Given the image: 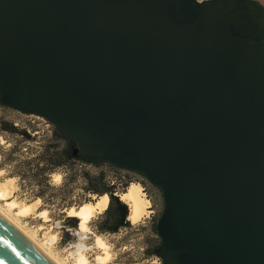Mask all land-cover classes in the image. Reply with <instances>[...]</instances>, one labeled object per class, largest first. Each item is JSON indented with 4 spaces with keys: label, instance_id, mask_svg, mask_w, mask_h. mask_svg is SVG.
Segmentation results:
<instances>
[{
    "label": "water",
    "instance_id": "1",
    "mask_svg": "<svg viewBox=\"0 0 264 264\" xmlns=\"http://www.w3.org/2000/svg\"><path fill=\"white\" fill-rule=\"evenodd\" d=\"M0 103L162 196L163 264H264V5L0 0ZM0 264H55L0 214Z\"/></svg>",
    "mask_w": 264,
    "mask_h": 264
},
{
    "label": "rangeland",
    "instance_id": "2",
    "mask_svg": "<svg viewBox=\"0 0 264 264\" xmlns=\"http://www.w3.org/2000/svg\"><path fill=\"white\" fill-rule=\"evenodd\" d=\"M259 1L264 5V0ZM0 117H5L9 120L15 119L19 125L25 126L32 134L37 133V135L41 131H47L51 126L45 118L23 114L2 105H0ZM29 119L32 122L31 124H28L26 121ZM40 139V136H38L30 142L19 143L21 153L25 152L28 156H32L33 153L39 151L42 142ZM14 141V136L12 138V136L0 135V145H2L0 152H5L6 154L5 163H1L0 160V187L6 188L10 192L7 195V199L0 200V208L5 213L7 212L6 214L9 217L11 216V219H15V222L19 223L18 225L27 233L29 232L36 241L42 243L54 258L56 257L62 264H74L75 256H77L76 253L81 251L87 257L86 264H99L97 255L101 253V249L95 243V236L100 235L109 245V250L112 254L110 260L105 264H161V258L158 255L149 256L146 251L150 247L149 237H152L149 228L150 222L151 219H157L162 209V196L160 190L152 185L143 174L136 171L128 172V176L132 180L131 183H138L141 196L149 200V207L146 208L138 220L132 221L128 217L131 221V227H123L114 233H99L96 224L100 212H95L88 223V229L84 230L86 232H81L79 224L77 228H63L66 221L61 215L62 211L57 209L52 203H44L40 198H34L28 181H21L17 176L10 175L16 163L13 160L16 154H12V160H8L9 156L7 152L14 145ZM87 167L95 170L93 166ZM64 171L70 173V168H61L60 171L51 174L50 180L52 185L58 186L62 183ZM56 174H60V176L56 178ZM121 174L125 175L123 172ZM111 179L114 180V176L111 175ZM121 179L124 181V178ZM71 186L73 187V194L75 196L84 193L81 179L75 180ZM93 198L95 197L93 196ZM12 200L23 204H31L30 211L27 214H19L18 209H11L9 207V202ZM73 207L76 206L73 205ZM41 211H45V213ZM66 230H68V234H66Z\"/></svg>",
    "mask_w": 264,
    "mask_h": 264
},
{
    "label": "trees",
    "instance_id": "3",
    "mask_svg": "<svg viewBox=\"0 0 264 264\" xmlns=\"http://www.w3.org/2000/svg\"><path fill=\"white\" fill-rule=\"evenodd\" d=\"M0 105L5 106L2 103ZM15 121L0 117V135L15 138L14 145L7 152L8 160H12V154H16L13 158L16 163L10 175L17 176L21 181H28L34 198H40L44 203H52L61 210V215L66 221L63 228H77L80 222L78 216L67 215L66 209L73 205L77 207L85 202H94L97 197L104 194L108 196L109 202L97 218V231L114 233L123 227H131L128 204L120 197V193L125 192L132 181L128 176L130 171L109 163L95 164L83 160L73 141L49 121L50 128L41 131L38 135L32 134L25 126L16 124ZM26 121L28 124L32 123L30 119ZM38 136L42 141L41 149L32 156H28L25 152L21 153L19 143L30 142ZM5 155V152H0V160L3 164L6 160ZM87 166H93L95 170ZM65 167L70 168V173L64 171L62 183L58 186L52 185L51 174ZM122 172L125 175H122ZM111 175L114 176V180L111 179ZM121 178H124V181ZM77 179L82 180L84 193L75 196L71 184ZM156 220L151 219L149 226L152 234V237H149L150 247L146 251L149 256L158 255L157 248L161 242L156 232ZM161 264H163L162 260Z\"/></svg>",
    "mask_w": 264,
    "mask_h": 264
},
{
    "label": "bare ground",
    "instance_id": "4",
    "mask_svg": "<svg viewBox=\"0 0 264 264\" xmlns=\"http://www.w3.org/2000/svg\"><path fill=\"white\" fill-rule=\"evenodd\" d=\"M56 178L60 176V174H56ZM138 184V183H137ZM135 183H130L127 190L125 192L120 193V197L122 200L126 201V203L129 206V215L128 217L132 221L138 220L146 208L149 207V200L144 199L140 194V187ZM10 192L7 191L6 188L0 187V200L7 199V195ZM145 197V196H144ZM108 196L106 194L101 195L97 197V199L94 202H85L77 207L71 206L67 209L68 215H76L80 218L79 228L81 232L88 229V223L94 216L95 212H102L108 205ZM33 206V205H32ZM9 207L11 209H18L19 214H27L31 209V204H23L19 201L12 200L9 202ZM33 208V207H32ZM148 211V210H147ZM44 212L45 211H41ZM7 213V212H6ZM2 209L0 208V214L6 218L12 225H14L26 238H28L36 247H38L50 260H52L55 264H62L59 260L54 258L50 252H48L45 249V246H43L42 243H39L35 240L33 236L27 233L24 229L20 227L15 222V219H11L8 214H6ZM43 213V214H44ZM10 215V214H9ZM86 232V231H84ZM88 233V232H87ZM86 233V234H87ZM54 237V236H53ZM53 239V238H52ZM95 243L99 249H101V253L97 255V261L99 264H105L107 263L111 258V252L109 245L106 243V241L100 236H95ZM81 244V243H80ZM82 245V244H81ZM85 247V246H83ZM82 248V247H81ZM77 256H75V263L74 264H86L87 263V257L85 254L81 251H78ZM55 256V255H54Z\"/></svg>",
    "mask_w": 264,
    "mask_h": 264
},
{
    "label": "built area",
    "instance_id": "5",
    "mask_svg": "<svg viewBox=\"0 0 264 264\" xmlns=\"http://www.w3.org/2000/svg\"><path fill=\"white\" fill-rule=\"evenodd\" d=\"M15 123L17 124V120L15 121Z\"/></svg>",
    "mask_w": 264,
    "mask_h": 264
},
{
    "label": "crops",
    "instance_id": "6",
    "mask_svg": "<svg viewBox=\"0 0 264 264\" xmlns=\"http://www.w3.org/2000/svg\"><path fill=\"white\" fill-rule=\"evenodd\" d=\"M126 202V201H125ZM98 213V212H97Z\"/></svg>",
    "mask_w": 264,
    "mask_h": 264
},
{
    "label": "flooded vegetation",
    "instance_id": "7",
    "mask_svg": "<svg viewBox=\"0 0 264 264\" xmlns=\"http://www.w3.org/2000/svg\"><path fill=\"white\" fill-rule=\"evenodd\" d=\"M259 1V0H258ZM260 2V1H259Z\"/></svg>",
    "mask_w": 264,
    "mask_h": 264
}]
</instances>
